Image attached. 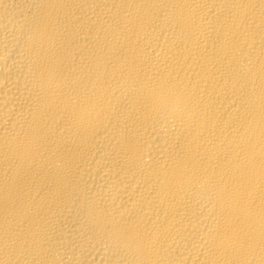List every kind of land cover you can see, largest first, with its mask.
<instances>
[{"label":"bare ground","instance_id":"obj_1","mask_svg":"<svg viewBox=\"0 0 264 264\" xmlns=\"http://www.w3.org/2000/svg\"><path fill=\"white\" fill-rule=\"evenodd\" d=\"M0 264H264V0H0Z\"/></svg>","mask_w":264,"mask_h":264}]
</instances>
